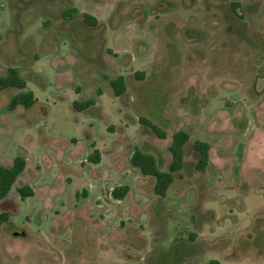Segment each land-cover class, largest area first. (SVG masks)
Listing matches in <instances>:
<instances>
[{"label":"rangeland","instance_id":"obj_1","mask_svg":"<svg viewBox=\"0 0 264 264\" xmlns=\"http://www.w3.org/2000/svg\"><path fill=\"white\" fill-rule=\"evenodd\" d=\"M68 8L77 12L65 17ZM10 66L37 102L11 109L22 89L0 91V164L27 162L0 201L11 214L0 264H147L180 239L183 264H264V0H0V78ZM118 75L122 96L110 83ZM88 98L91 107L72 108ZM181 129L191 134L186 165L157 199L132 151L168 170ZM195 139L211 144L205 171ZM26 184L32 196L21 195ZM120 185L132 189L116 199Z\"/></svg>","mask_w":264,"mask_h":264},{"label":"trees","instance_id":"obj_2","mask_svg":"<svg viewBox=\"0 0 264 264\" xmlns=\"http://www.w3.org/2000/svg\"><path fill=\"white\" fill-rule=\"evenodd\" d=\"M77 12L75 8H68L64 11V16L69 17ZM84 20L90 25H97L98 19L91 14H84ZM145 71H136L135 76L138 79L145 78ZM110 83L114 89V93L118 96H122L127 91V78L124 75H118L117 77L111 78ZM15 87L22 89V91L16 93L12 99L9 107L11 109L16 108L18 105H23L25 108H31L37 99L34 93L26 89L27 83L21 76L20 71L15 66L8 68V73L0 78V91L8 88ZM94 98H88L81 101H75L71 106L75 110H85L95 104ZM139 121L143 126H147L153 130V132L160 138H165L167 132L154 123L147 116H140ZM46 142H54L60 147L65 144L61 140H49L45 138ZM191 142V134L188 130H178L172 135V140L168 147L171 153V161L169 163L168 170H162L160 167L159 160L156 155L151 152L144 151L140 148H135L132 151L131 164L137 167L141 172L154 180L152 194L157 196V199H165L170 192V189L174 183V173L182 170L186 165L187 145ZM192 148L195 153V169L198 171H205L210 162L211 156V144L201 139H195L192 141ZM89 159L94 162L101 160V154L98 150H95ZM27 166L26 160L21 157H15L14 161L10 165L0 164V201L5 200L8 197L10 190L15 184L19 175L25 170ZM30 167V166H29ZM19 191L23 197L32 196L34 194L33 188L29 185H23L19 188ZM131 188L129 185H120L112 190V195L116 199L125 198ZM146 193V192H145ZM147 194V193H146ZM199 204V201H198ZM11 214L8 211L0 212V227L7 221L10 220ZM191 240H195L196 233L193 232L190 235ZM231 244V241L227 243V246ZM225 247V246H224ZM222 247V248H224ZM216 246H208L206 250H219L222 249ZM188 251V247L182 242V239L178 240L170 249L160 248L155 253L149 254L145 260L147 264H183L186 258L182 251ZM234 252V251H233ZM229 258H238L236 254L229 253ZM208 264H219V261L212 259Z\"/></svg>","mask_w":264,"mask_h":264},{"label":"crops","instance_id":"obj_3","mask_svg":"<svg viewBox=\"0 0 264 264\" xmlns=\"http://www.w3.org/2000/svg\"><path fill=\"white\" fill-rule=\"evenodd\" d=\"M90 155H91V154H90ZM90 155H89V156H90ZM100 161H101V160H100ZM100 161H99V162H100ZM162 170L167 171L166 169H162ZM22 173H23V172H22ZM22 173L19 175V177L22 175ZM19 177H18V178H19ZM145 177H147V176H145ZM18 178H17V179H18ZM36 178H38V176H36V177L34 178V180H35ZM34 180H33V181H34ZM16 181H17V180H16ZM15 183H16V182H15ZM131 189H132V188H131ZM8 198H10V197H9V194H8ZM10 219H11V218H10Z\"/></svg>","mask_w":264,"mask_h":264}]
</instances>
